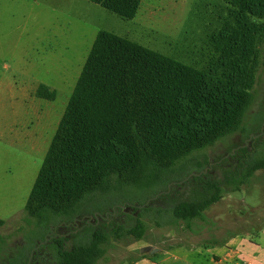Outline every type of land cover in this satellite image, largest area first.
<instances>
[{
    "label": "rangeland",
    "instance_id": "rangeland-1",
    "mask_svg": "<svg viewBox=\"0 0 264 264\" xmlns=\"http://www.w3.org/2000/svg\"><path fill=\"white\" fill-rule=\"evenodd\" d=\"M232 8L231 0H141L128 19L89 0H0V264H53L55 239L63 238L64 248H69L84 239L85 228L129 226L134 217L146 225L142 238H110L98 264H127L146 243L160 247L156 258L168 264L185 263L167 255L205 264L214 242L242 230L254 236L264 227V169L237 190L227 189L204 211L205 221L196 219L190 228L180 220L168 221L165 213L159 217L145 212L156 192L173 191L186 174L219 177L233 163L224 158L238 147L264 152V42L258 45L253 99L240 129L180 159L151 186L115 182L86 195L69 215L46 212L39 218L24 211L98 30L204 69L217 56L210 37L233 23ZM40 83L55 90L53 99L37 96ZM187 195L188 190L179 187L172 198ZM79 233L81 238L75 236Z\"/></svg>",
    "mask_w": 264,
    "mask_h": 264
},
{
    "label": "trees",
    "instance_id": "trees-1",
    "mask_svg": "<svg viewBox=\"0 0 264 264\" xmlns=\"http://www.w3.org/2000/svg\"><path fill=\"white\" fill-rule=\"evenodd\" d=\"M89 1L128 19L141 2ZM231 3L233 23L211 35L217 56L204 69L108 30L96 32L27 195L29 217L69 215L86 195L115 182L151 186L180 159L240 129L253 99L258 45L264 42V0ZM36 94L53 99L55 90L40 83ZM228 159L233 163L219 177L201 172L181 178L175 187L188 190L183 199L172 198L176 188L156 192L145 212L165 213L187 228L196 219L205 221L204 211L227 189L237 190L264 169V152L247 145L223 161ZM145 229L134 217L129 226L85 228L84 239L69 248L63 238L55 239L53 264H98L110 238L141 239ZM1 243L0 237V249Z\"/></svg>",
    "mask_w": 264,
    "mask_h": 264
},
{
    "label": "crops",
    "instance_id": "crops-1",
    "mask_svg": "<svg viewBox=\"0 0 264 264\" xmlns=\"http://www.w3.org/2000/svg\"><path fill=\"white\" fill-rule=\"evenodd\" d=\"M255 231L254 236L246 230L232 232L227 236L223 244H211V246H214H212L211 256L206 260L205 264H264V227H259ZM158 248L159 250L161 249L160 247ZM161 253L166 254L167 251L162 250ZM167 256L185 264H196L194 261H188L174 255ZM127 264L168 263L164 259L135 257L128 261Z\"/></svg>",
    "mask_w": 264,
    "mask_h": 264
},
{
    "label": "water",
    "instance_id": "water-1",
    "mask_svg": "<svg viewBox=\"0 0 264 264\" xmlns=\"http://www.w3.org/2000/svg\"><path fill=\"white\" fill-rule=\"evenodd\" d=\"M159 248L150 244H146L145 246L139 249V253H155L158 252Z\"/></svg>",
    "mask_w": 264,
    "mask_h": 264
}]
</instances>
